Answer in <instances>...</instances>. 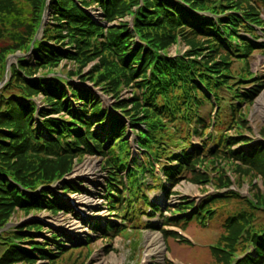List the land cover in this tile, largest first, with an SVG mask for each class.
I'll use <instances>...</instances> for the list:
<instances>
[{
	"label": "trees",
	"instance_id": "16d2710c",
	"mask_svg": "<svg viewBox=\"0 0 264 264\" xmlns=\"http://www.w3.org/2000/svg\"><path fill=\"white\" fill-rule=\"evenodd\" d=\"M47 1L49 20L34 39ZM91 5L98 7L100 21L86 11ZM261 8L264 14V0H0V79L5 58L21 54L0 88V231L16 209L23 214L71 213L51 186L57 184L63 194L77 192L65 176L74 160L85 155L102 158L105 209L119 221L90 223V235L100 238L120 234L127 225L138 226L139 214L156 213L159 221L143 228L178 238L167 227L183 229L191 219L203 222L216 214V204L240 199L217 189L195 210L188 198L167 206V217L147 193L173 194L178 181L198 176L196 164L207 159L264 176V136L248 147L250 140L242 132L226 134L264 87L262 78L248 84L254 77L249 59L253 52L264 51V42L256 41L257 28H264ZM124 15L131 25L117 22ZM178 40L188 50L168 55ZM96 57L102 72H84ZM62 60L75 62L76 70L53 73ZM235 63L242 68L233 69ZM72 77L98 87L113 104L103 108L89 89L70 83ZM129 83L136 92L121 99L120 88ZM207 105L210 112L205 115ZM127 132L140 157L130 154ZM194 137L200 144L192 143ZM201 179L208 181L196 182ZM238 201L243 207L222 224L232 246L218 264H264V219L255 222L242 202L251 209L263 207ZM141 205L150 212H141ZM17 228L24 229L0 232V264H49L71 247L72 238L53 231L38 242L40 224ZM92 240L88 234L80 244Z\"/></svg>",
	"mask_w": 264,
	"mask_h": 264
},
{
	"label": "rangeland",
	"instance_id": "374dc122",
	"mask_svg": "<svg viewBox=\"0 0 264 264\" xmlns=\"http://www.w3.org/2000/svg\"><path fill=\"white\" fill-rule=\"evenodd\" d=\"M251 1L253 2L254 0ZM256 6L261 7V5L258 6L257 4ZM86 11L93 19L100 21L101 15L97 6L91 5ZM259 11H261V15L263 16V9L261 8ZM48 20L49 12L47 1L46 10H43L40 27L38 28L40 35L43 24ZM116 20L117 22H127L130 25L132 23L128 15L118 17ZM257 34L260 35L259 41L264 40L260 31H257ZM187 50L188 45L178 40L168 48L167 52L168 55L175 56L176 54H185ZM6 59L7 57L5 58V64ZM15 59L11 58L9 60L8 67L5 65L0 83L4 76L6 79L0 88L7 82L10 76V65L16 63ZM99 59V57L91 59L83 67V71L89 72L95 69L98 72H102L104 66ZM76 68L77 64L75 62L62 60L56 69H54L53 73L64 74L66 71H75ZM232 68L239 70L242 68V65L235 63ZM249 71L255 77H252L248 81V84L258 80L256 77L264 79V51L253 52V55L249 59ZM61 77L64 78L65 76L62 75ZM69 82L75 86L82 84L89 89L100 98L103 108H109L113 104V100L109 96L104 95L98 87H94L90 82L84 81L80 83L76 77L70 78ZM132 88V83L121 87L119 93L120 98H131L132 94L136 92ZM35 103L37 107L41 106L39 100L35 99ZM203 111L204 114H209V106H205ZM263 130L264 87L254 97L253 101L242 109L240 119L230 130L226 131V134L235 135L236 132H242L248 138H251L252 141H257V144L259 136H264ZM127 137L130 142V154L133 157H140L133 143V136L129 134ZM193 142H195V139H193ZM196 167L195 172L199 173V175L193 179L192 175L190 179H181L172 188L173 194L165 196L162 191L150 192L147 194L149 199L153 203L161 205L163 210L167 206L170 208L177 206L178 202L184 197L189 198L191 202H195V205L199 206L200 203L207 199L208 195L213 193L212 191L217 189H222L221 192L231 191L232 193H236L240 199L230 198L229 200H224L225 203L216 204V214H214L212 219L208 220L205 218L206 222L203 224L205 227L201 226L198 223L199 221L196 220L188 221L183 229L179 227H167L168 230L174 231L178 238L171 235L164 238L159 231L143 229L146 225V219L144 216H139L136 221L139 224L136 226L137 229H133V227L129 228L128 226L130 225H127L128 229L120 234L117 233L111 236V233H109L111 237H94V240L90 244H80V241L86 239L87 234H91L89 229L90 223L97 221L103 224L107 219H114V217L109 215L107 209H105V200L102 194L107 174L103 170L102 158L98 155H85L74 160L72 171L65 177L77 186L79 189L77 192L62 194L57 184L51 186V190L59 196V199L65 201L69 206L71 213L60 212L57 215H53L47 210H32L28 214H23L16 209L7 217L5 229L0 232L7 231L8 229L22 230L24 228L17 227L28 224L29 226L40 224L43 230L40 234L35 235V239L38 242H41L42 238H48L51 231L58 233V235L63 234L68 239L72 238V244L70 243L71 247L62 255L53 258V261L49 264H218L222 258L220 256L227 254L232 246L231 238L229 235L227 236V233L225 234L222 224L228 214L243 207L238 200L246 199L252 202L254 206L257 203L264 209V176L247 171L241 165L234 164L233 166L229 162L221 159L202 160L196 164ZM239 167L244 169H240ZM200 178H205L208 181L206 182L204 179H201L200 182H196ZM225 178L229 181L226 187L222 186L226 183ZM146 181L148 180L146 179ZM242 203L248 212L251 211L256 216L255 222L264 219L263 209H251L246 202ZM141 207L143 210L146 209L144 205ZM163 215L168 216L169 212L166 213L163 211ZM157 218L155 216L152 221L156 222ZM22 234L26 235V233ZM184 241L188 242L186 243ZM66 244L69 245L68 243ZM213 247L218 248L214 256L213 254L211 255V249ZM1 252L2 249L0 248ZM15 264L20 263L17 262Z\"/></svg>",
	"mask_w": 264,
	"mask_h": 264
},
{
	"label": "water",
	"instance_id": "95a60500",
	"mask_svg": "<svg viewBox=\"0 0 264 264\" xmlns=\"http://www.w3.org/2000/svg\"><path fill=\"white\" fill-rule=\"evenodd\" d=\"M46 9V8H45ZM38 34H39V31L37 32V34H36V36H35V38L38 36ZM32 47V46H31ZM15 57H18V55H12V56H9L7 59H6V67H8V65H9V60L11 59V58H15ZM5 76H4V78L2 79V82L0 83V86L2 85V83H4L5 82Z\"/></svg>",
	"mask_w": 264,
	"mask_h": 264
},
{
	"label": "bare ground",
	"instance_id": "6f19581e",
	"mask_svg": "<svg viewBox=\"0 0 264 264\" xmlns=\"http://www.w3.org/2000/svg\"><path fill=\"white\" fill-rule=\"evenodd\" d=\"M89 168H91V167H89ZM152 244V243H151Z\"/></svg>",
	"mask_w": 264,
	"mask_h": 264
}]
</instances>
